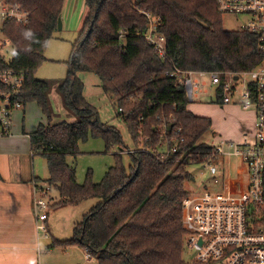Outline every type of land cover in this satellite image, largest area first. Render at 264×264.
Instances as JSON below:
<instances>
[{"label": "trees", "instance_id": "16d2710c", "mask_svg": "<svg viewBox=\"0 0 264 264\" xmlns=\"http://www.w3.org/2000/svg\"><path fill=\"white\" fill-rule=\"evenodd\" d=\"M1 1V0H0ZM29 13L26 24L7 20L0 32L14 48L7 64L0 55V70L27 73L23 100L35 103L47 118L29 134L31 152L46 159L49 178L61 204L98 203L75 223L67 240L54 246H77L95 264H196L184 259L186 231L182 201L192 179L188 167L211 153L203 141L211 129L209 118L187 110L185 87L169 76L183 72H246L262 59L256 36L226 31L216 0H86L87 15L71 46L67 75L56 85L63 109L73 122L51 123L49 95L55 83L34 77L45 61L44 49L57 30L64 0H2ZM148 13L160 20L157 32L164 39V54H157L145 39ZM31 30L32 38L24 32ZM78 73L94 74L102 93L115 107L132 141L130 150L117 128L101 123L97 110L84 97ZM164 124L168 145L180 136L177 151L161 162ZM88 136L100 138L115 164L96 184L92 173L79 184L67 157L76 158ZM142 149V150H141ZM137 150V151H135ZM129 156L125 166L122 155Z\"/></svg>", "mask_w": 264, "mask_h": 264}, {"label": "built area", "instance_id": "2783aa9c", "mask_svg": "<svg viewBox=\"0 0 264 264\" xmlns=\"http://www.w3.org/2000/svg\"><path fill=\"white\" fill-rule=\"evenodd\" d=\"M222 15L243 16L242 31L259 41L261 61L251 70L239 73L183 72L175 70L169 76L185 87L189 102L199 100L212 91L215 101L253 109L256 123L251 140L227 146H213L201 165L212 176V184L198 194H187L182 201V224L186 231L185 247L196 264H264V0H216ZM145 39L154 51L163 55L164 39L157 32L160 20L148 13ZM11 20L26 24L29 13L20 6L0 1V22ZM5 40L0 43L3 45ZM27 73L12 68L0 70V140L12 133L14 112L25 107L23 91ZM169 126L164 124L162 150L157 158L163 162L177 151L183 142L180 136L168 145ZM231 144V143H229ZM142 150V149H141ZM33 156V153L31 152ZM238 166L232 173V159ZM221 173L222 180L215 178ZM32 208L37 228L47 232L46 220L50 209L51 186L47 182L33 184Z\"/></svg>", "mask_w": 264, "mask_h": 264}, {"label": "rangeland", "instance_id": "374dc122", "mask_svg": "<svg viewBox=\"0 0 264 264\" xmlns=\"http://www.w3.org/2000/svg\"><path fill=\"white\" fill-rule=\"evenodd\" d=\"M85 2L86 0H64L61 14L62 28L60 30L57 29L53 38L48 41L43 52L45 61L34 73L35 78L55 83L49 95L53 116L51 119L52 124L62 121L73 122L75 120L73 116H70L63 109L59 94L55 90L58 82L55 81H61L67 75V61L71 46L78 38L83 20L87 15ZM244 20L245 18L243 16L222 15V26L226 31H242V26L245 23ZM1 25L2 23L0 22V30ZM4 40V44L0 45V55L8 64L13 58L15 48L0 32V43ZM77 77L84 85L83 94L85 99L97 110L99 121L117 128L129 149L134 150L125 124L116 116L115 107L111 105L102 93L99 79L94 74L90 73H78ZM24 109L25 110L22 109L18 111L21 113L25 111L26 113V118L23 123L24 132H33L39 124H46L48 122L47 118L35 103H26V108ZM187 110L195 116L210 119L211 129L204 135L203 141L211 146H222L227 150V146L242 142L244 138L248 141L251 140L255 133L256 119L253 109L244 110L238 105L222 106L215 101L211 90H209L208 95H203L199 100L188 102ZM17 123L19 126L22 125L19 117H17ZM79 151L80 154L76 158H66L67 163L75 169L77 182L79 184L85 182L86 176L89 173H92V180L94 183H100L108 169L114 166V155L118 153L117 148H113L107 152L103 140L92 136H88L85 142L79 144ZM122 159L124 165L128 166L130 163L129 156L124 154L122 155ZM33 163L37 176H39L41 180H48L49 174L46 159L42 155L37 154L33 157ZM238 164V159L233 158L231 168L233 174ZM188 171L192 176V179L187 181L185 185L189 194L202 193L205 191L206 187L211 190H219V186L212 184V176L209 174L208 170L203 168L201 163L190 165ZM214 177L222 180L220 172ZM50 199L48 220L55 228V233L62 236L68 235L64 233L71 232L72 228H74L72 227L74 223L81 221L83 215L90 212L98 203L97 199H89L72 207L61 204L59 207L54 206V208H52L51 206L59 202L58 195L55 191L50 193ZM183 257L186 261L191 257V255L186 252V249ZM87 262L86 264H95L91 259Z\"/></svg>", "mask_w": 264, "mask_h": 264}, {"label": "crops", "instance_id": "0c3cea01", "mask_svg": "<svg viewBox=\"0 0 264 264\" xmlns=\"http://www.w3.org/2000/svg\"><path fill=\"white\" fill-rule=\"evenodd\" d=\"M18 111L14 112L11 135L0 140V264H86L91 258L84 256L83 249L54 246V240L70 239L73 228L71 234L59 235L48 217L47 232L37 228L32 208L33 184L45 182L37 176L31 155L29 134L37 127L33 132H24L26 113Z\"/></svg>", "mask_w": 264, "mask_h": 264}, {"label": "clouds", "instance_id": "9594fccd", "mask_svg": "<svg viewBox=\"0 0 264 264\" xmlns=\"http://www.w3.org/2000/svg\"><path fill=\"white\" fill-rule=\"evenodd\" d=\"M24 35L26 38H32L34 36V33L31 30H27L24 32Z\"/></svg>", "mask_w": 264, "mask_h": 264}, {"label": "water", "instance_id": "95a60500", "mask_svg": "<svg viewBox=\"0 0 264 264\" xmlns=\"http://www.w3.org/2000/svg\"><path fill=\"white\" fill-rule=\"evenodd\" d=\"M62 28L61 16L57 19V29L60 30Z\"/></svg>", "mask_w": 264, "mask_h": 264}]
</instances>
